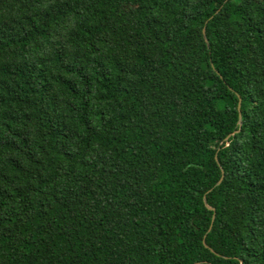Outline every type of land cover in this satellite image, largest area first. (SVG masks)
I'll return each mask as SVG.
<instances>
[{
	"label": "trees",
	"instance_id": "obj_1",
	"mask_svg": "<svg viewBox=\"0 0 264 264\" xmlns=\"http://www.w3.org/2000/svg\"><path fill=\"white\" fill-rule=\"evenodd\" d=\"M0 264H264V0H0Z\"/></svg>",
	"mask_w": 264,
	"mask_h": 264
},
{
	"label": "water",
	"instance_id": "obj_2",
	"mask_svg": "<svg viewBox=\"0 0 264 264\" xmlns=\"http://www.w3.org/2000/svg\"><path fill=\"white\" fill-rule=\"evenodd\" d=\"M204 36V38H205V35H203ZM206 41V40H205ZM207 42V41H206ZM240 109V103L238 104V110ZM238 123H239V125H241V116H240V114H239V118H238ZM230 137V135L227 137V138H229ZM220 182H221V179L216 183V185H219L220 184ZM203 202H204V204H205V206L207 207V209H211L209 206H207V203H206V199L205 198H203Z\"/></svg>",
	"mask_w": 264,
	"mask_h": 264
}]
</instances>
